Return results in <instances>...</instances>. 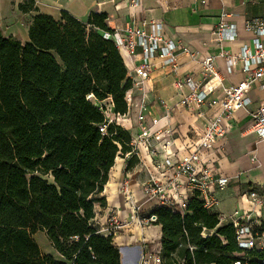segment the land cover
Returning a JSON list of instances; mask_svg holds the SVG:
<instances>
[{
	"label": "trees",
	"instance_id": "16d2710c",
	"mask_svg": "<svg viewBox=\"0 0 264 264\" xmlns=\"http://www.w3.org/2000/svg\"><path fill=\"white\" fill-rule=\"evenodd\" d=\"M33 4L24 0L18 9ZM106 17L36 13L25 42L0 30V264H121L112 237L92 221L115 158L129 153L131 140L107 122L126 113L131 80L105 36L113 33ZM135 163L128 157L126 167ZM152 213L163 264H264V250L238 247L232 223L219 221L197 194L183 214L164 206ZM37 231L58 257L41 250Z\"/></svg>",
	"mask_w": 264,
	"mask_h": 264
},
{
	"label": "crops",
	"instance_id": "0c3cea01",
	"mask_svg": "<svg viewBox=\"0 0 264 264\" xmlns=\"http://www.w3.org/2000/svg\"><path fill=\"white\" fill-rule=\"evenodd\" d=\"M33 10L21 12L18 4L22 0H0V30L4 36H12L21 42L28 40L27 29L31 18L36 13H43L58 19L61 10H67L78 19L85 21L91 12L106 13V23L109 28L117 33L128 24L138 25L144 18L146 20L156 19L163 23V37L171 40H180L195 52L194 60L187 55L179 54L178 60L181 65L180 75L198 73L200 59L205 55H216L219 45L216 42L212 29L219 21L221 13H227L226 20L235 27L236 36L232 41H223L222 46L228 50H237L246 41L252 39L253 35L243 28L246 18L252 16H264V0H139L137 6H131L129 0H33ZM120 55L127 68V77L131 80V87L127 93L131 96V103L122 118V126L131 135L138 132L136 120L137 106L143 99L146 111L144 121L149 124L151 118H158L156 125L151 126L150 131L165 127L168 122L172 127V155L176 158H184L188 154L191 144L203 133L206 128L205 120L198 117L195 111L188 110L179 104L181 96L188 92V88L176 90L172 82L174 75L167 67L160 64L150 77L141 80L136 77L133 68L139 62L140 49L131 58L119 49ZM217 68L224 73L223 85L229 86L242 79L243 74L238 65L231 72L226 68L221 59L216 60ZM259 81L252 87L248 94L250 103L248 109H254L264 98V87ZM220 94L219 88L211 93L202 106V111L207 116L216 112L215 108L208 106V101ZM160 100L170 108L168 118L165 117L166 110ZM251 120L245 111L239 110L233 113L227 122V133L222 139L215 143H206L202 148V155L212 163L213 170L217 174L232 176L240 172L238 179L231 178L228 185L217 193L218 202L214 206L220 217L228 218L235 211L240 214H251L260 222H264V208L254 207L252 202L242 196L248 189L259 185L264 194V139L258 140L256 135L249 128ZM250 139L247 154L239 156L236 152L237 141ZM157 140V139H156ZM158 147V141L156 142ZM225 144V148H224ZM259 145V153L256 151ZM143 155L147 150L142 146ZM251 154H255L258 164L250 161ZM128 157L118 156L109 171V177L103 187L101 196L105 204L95 205V214L92 219L98 229L106 225L107 215H115L124 221H128L115 238L123 255L121 264H132L138 254L140 239H155L161 234L160 226L151 224L140 229L132 222V211L123 201L120 187L123 181H128V189L133 200L141 206L142 215L150 211V205L143 195L141 184L148 175L142 165L136 163L131 167L127 166ZM41 234L39 241L41 245L49 244L48 239L42 231L33 235ZM143 234V235H142ZM35 240V239H34ZM37 243V242H36ZM38 244V243H37ZM39 245V244H38Z\"/></svg>",
	"mask_w": 264,
	"mask_h": 264
},
{
	"label": "built area",
	"instance_id": "2783aa9c",
	"mask_svg": "<svg viewBox=\"0 0 264 264\" xmlns=\"http://www.w3.org/2000/svg\"><path fill=\"white\" fill-rule=\"evenodd\" d=\"M129 3L134 7L139 4V0H129ZM227 16V13H221L219 21L212 29V34L219 45L218 53L205 55L200 59V69L195 75L179 74L181 68L179 54L187 55L194 60L195 52L183 41L163 37V23L160 20L143 18L138 25L128 23L120 34L117 31H113L112 35L105 34L106 37L113 39L118 49L128 58L134 56L136 50L140 49L139 62L133 68L134 74L140 81L150 77L158 64L167 67L175 76L172 82L173 87L176 90L188 88V92L181 96L179 104L188 110L195 111L196 115L203 118L206 123L203 133L199 134L189 147L187 156L181 159L176 158L172 155L171 123L168 122L165 127L155 133L151 132V126L156 125L159 119L151 118L149 124L144 121L146 106L141 98L136 113L138 132L131 135L130 151L125 157H135L138 164L142 165L147 172L148 177L141 184V189L150 205V211L142 215L141 206L133 200L129 192L127 180L123 181L120 187L123 201L132 211V222L136 223L140 229L155 223L156 216L152 213L155 207L164 206L173 212L183 214L186 203L193 194L198 195L204 208L213 211V207L218 202L217 193L228 185L231 178L238 179L240 172L232 176L215 173L212 163L202 155V148L206 143H215L226 136L227 122L234 112L245 111L251 120L249 127L251 131L258 140L264 139V98L254 109H248L250 90L259 81H264V16H252L245 19L243 28L252 33L253 37L243 42L237 50L232 51L222 46L223 41H232L236 36L235 27L226 20ZM217 59L225 63L229 72L238 65L243 74L242 79L233 85L224 86L222 84L224 73L217 68ZM260 86L264 87V83ZM217 88L220 94L208 101V106L215 108L216 112L207 116L202 111V106ZM131 100V96L126 92L127 110ZM160 103L166 110L165 117L168 118L170 108L163 100H160ZM125 115L126 113L109 114L107 122L115 121L122 126L121 120ZM99 130L104 132L105 125H101ZM142 146L147 150L146 155H143ZM250 161L258 164L255 154H251ZM242 196L250 200L254 207L260 210L264 208V194L259 185L248 189ZM218 218L221 222L232 223L238 247L242 249L256 247L264 250V230L257 229L261 222L253 218L250 213L240 214L235 210L229 219L219 215ZM126 224L128 221L119 219L112 212L107 215L106 225L101 226L99 232L105 236H111L116 244L115 238L119 236L120 230ZM160 236L161 234L151 245L149 244L151 240L142 236L138 250V264L164 263ZM233 264H240V261L236 260Z\"/></svg>",
	"mask_w": 264,
	"mask_h": 264
},
{
	"label": "rangeland",
	"instance_id": "374dc122",
	"mask_svg": "<svg viewBox=\"0 0 264 264\" xmlns=\"http://www.w3.org/2000/svg\"><path fill=\"white\" fill-rule=\"evenodd\" d=\"M250 143V139H245L244 141H237L236 143V152L239 154V156H245L247 154V151L249 149V147H247V145ZM247 144V145H245ZM256 151L259 153V145H256ZM224 148H225V144H224ZM214 210H216V207H214ZM41 234H36V235H33V238L35 239V241L39 244V247L41 248V250L45 253H51L52 255H54L55 257H58V254L55 252V250L49 246L48 244L46 245H41L40 244V241H39V238H40ZM155 241V239H152L149 244H153Z\"/></svg>",
	"mask_w": 264,
	"mask_h": 264
},
{
	"label": "water",
	"instance_id": "95a60500",
	"mask_svg": "<svg viewBox=\"0 0 264 264\" xmlns=\"http://www.w3.org/2000/svg\"><path fill=\"white\" fill-rule=\"evenodd\" d=\"M118 250H119V249H118ZM138 258H139V252H138V254L135 256V258L133 259L132 264H138ZM121 261H122V258H121Z\"/></svg>",
	"mask_w": 264,
	"mask_h": 264
},
{
	"label": "bare ground",
	"instance_id": "6f19581e",
	"mask_svg": "<svg viewBox=\"0 0 264 264\" xmlns=\"http://www.w3.org/2000/svg\"><path fill=\"white\" fill-rule=\"evenodd\" d=\"M122 261H123V255H122ZM123 264V263H122Z\"/></svg>",
	"mask_w": 264,
	"mask_h": 264
}]
</instances>
